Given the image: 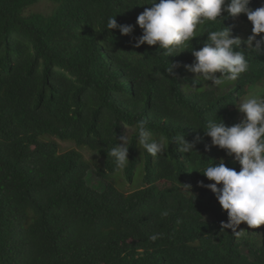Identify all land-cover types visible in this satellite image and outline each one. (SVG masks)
Segmentation results:
<instances>
[{
  "label": "trees",
  "instance_id": "trees-1",
  "mask_svg": "<svg viewBox=\"0 0 264 264\" xmlns=\"http://www.w3.org/2000/svg\"><path fill=\"white\" fill-rule=\"evenodd\" d=\"M40 1L0 0V264H264V225L242 223L240 236L223 230L227 213L197 186L214 183L198 172L211 162L240 165L195 129L209 119L240 122L236 103L264 83V53L248 54L249 71L227 88L189 91L195 74L165 69L191 64L190 47L168 57L159 45L129 42L142 35L136 20L147 0H49L52 14L26 15ZM112 16L134 26L131 37L107 29ZM218 21L209 27L231 26L242 40L252 34L243 14ZM207 42L201 32L191 44ZM142 119L154 138L168 137L165 154L153 158L138 145ZM124 124L133 129L125 179L134 182L143 167L142 186L127 193L111 180L122 169L109 155ZM178 135L195 141L196 153H181ZM58 141L102 157L101 190L88 183L83 154L62 152Z\"/></svg>",
  "mask_w": 264,
  "mask_h": 264
},
{
  "label": "clouds",
  "instance_id": "clouds-1",
  "mask_svg": "<svg viewBox=\"0 0 264 264\" xmlns=\"http://www.w3.org/2000/svg\"><path fill=\"white\" fill-rule=\"evenodd\" d=\"M250 3L251 0H147L145 4L151 7L144 8L136 20L142 35L133 37L129 42L136 48L144 44L159 45V49L164 50L168 57L188 51L190 47L194 61L191 64L168 63L166 73L175 76L174 70L183 67L185 71L195 74L192 85L186 86L189 91L197 90L196 85H200L201 81H211L212 86L220 87L237 81L249 71L248 54L264 53V35H261L264 34V5L253 9L249 7ZM223 13L233 19L241 14L247 17L252 25V34L247 40L234 36L231 26H221L219 29L209 27L219 22L218 18ZM115 17L108 18L107 29H118L121 35L131 37L134 26L118 24ZM201 32L207 34L208 42L196 50L191 41L200 37ZM242 44L246 51L234 50L241 48ZM217 73L220 75L217 76ZM236 107L243 114L239 123L227 126L222 120L209 119L205 128L195 129H203L205 135L211 138L212 146L225 150L226 155L240 165L237 171L226 166L223 159L218 164L210 161L198 172L214 183L197 182V186L215 194L222 210L227 213L228 221L222 222L221 228L231 229L232 233L240 236L243 230L237 229L242 223L252 229L264 225V95L249 94L236 103ZM147 124V119L138 121L134 131L140 148L156 158L168 151L169 139L165 136L154 138ZM122 126L126 132L109 153L120 169L130 162L129 126ZM174 141L181 153L195 152L196 142L187 141L184 135L176 136ZM183 188L193 196L191 185ZM156 238L151 237L153 240Z\"/></svg>",
  "mask_w": 264,
  "mask_h": 264
},
{
  "label": "rangeland",
  "instance_id": "rangeland-1",
  "mask_svg": "<svg viewBox=\"0 0 264 264\" xmlns=\"http://www.w3.org/2000/svg\"><path fill=\"white\" fill-rule=\"evenodd\" d=\"M56 8H57L56 3H53L49 0H42L38 4H36L35 6L28 9L26 15H31V14H36V13L43 14V15H50L55 11ZM216 75L219 76L218 74H216ZM227 85H228V83L223 85V86H220L219 88H227L228 87ZM210 87L215 88V86L211 85V81H208V82L204 81V84H202V86L200 88H198L197 90L201 91L203 88L206 89V88H210ZM253 93L259 94V95H264V83L257 86L255 89H249L245 96H247L249 94H253ZM244 97H242L241 100ZM242 118H243V114L239 113L238 120L240 121ZM125 132H126V129H125ZM132 132H133V129L129 127V131H128L129 137L132 134ZM58 142L60 144L62 152H66L69 150H77L79 153L83 154L85 159L92 166L91 172L89 174L90 176L88 177V183L91 186H93L95 189L101 190L103 188L101 183H103L105 181L100 179V176L97 174L96 167L103 166L102 157L98 153L93 152V151L89 150L88 148L77 147L76 144L73 142H62V141H58ZM111 180L115 182L116 187L119 190H121L125 193L136 191L137 189H139L142 186L141 184H142V180H143V167L140 166L138 168L137 175H136L134 182H129L128 180L125 179L123 169L120 170L119 172L115 173V174H112Z\"/></svg>",
  "mask_w": 264,
  "mask_h": 264
}]
</instances>
